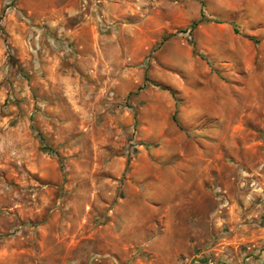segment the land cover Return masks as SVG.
I'll return each mask as SVG.
<instances>
[{"label": "rangeland", "instance_id": "obj_1", "mask_svg": "<svg viewBox=\"0 0 264 264\" xmlns=\"http://www.w3.org/2000/svg\"><path fill=\"white\" fill-rule=\"evenodd\" d=\"M64 1L0 0V264H93L125 228L111 258L158 264L174 224L264 264V0ZM196 147L222 170L194 232L165 215Z\"/></svg>", "mask_w": 264, "mask_h": 264}, {"label": "crops", "instance_id": "obj_2", "mask_svg": "<svg viewBox=\"0 0 264 264\" xmlns=\"http://www.w3.org/2000/svg\"><path fill=\"white\" fill-rule=\"evenodd\" d=\"M86 3H84V2ZM106 3V1L104 0ZM89 1L85 0H65L63 2V6H89ZM93 5L90 6H96V4L91 1ZM204 131V133L202 132ZM199 135H210L209 132L205 130H201L198 132ZM179 154L182 157H185V152L182 148L179 149ZM191 160L189 168L186 169V166H184L182 163L179 165V171L181 173L178 175V184L177 186V192H174V197H177V200H175V203L172 206V212L170 215H165V217L171 218L172 220H179L182 219H188L190 220V226L189 229L194 232H196V227L192 225L191 220L196 218V216L192 215L191 212H186L183 215H180L179 212H183L186 208V204H195L201 203L202 198L205 197L206 193L209 194L210 191V185L213 177L214 171H221L222 166H219L216 161L212 158V154L210 151L201 150L200 147H196L195 153L193 155V158H189ZM193 160V162H192ZM224 167V166H223ZM185 170H188L191 172H194V175L185 173ZM187 174V175H186ZM186 177V178H185ZM220 188V187H219ZM204 195V196H203ZM173 200V201H174ZM188 209V208H186ZM188 211V210H187ZM246 228L243 227V230L241 234H244V230ZM126 228L124 229V235L122 238H119L122 233H111V235L107 239V251L108 253L105 255H101L102 257H108L107 258H96L93 261V264H125L122 261H125V258H121L122 260L116 259L115 257L111 258V255L109 253V250H115L116 246V239H120L121 246H118V248H123L124 250H129L131 244L126 239ZM180 234V231L178 227L174 224L173 226H167L163 229V233L159 237L160 242L157 244V248L155 249L157 252V255L161 258V263L158 264H208V258L205 256V252H202L201 254L194 253L192 255L189 254V247L187 246V243L183 245L180 239H178V235ZM119 235V236H118ZM172 236V243L169 242V236ZM118 237V238H117ZM243 240L245 239V235L243 236ZM106 247V246H105ZM103 249V248H101ZM229 251V248L224 247L222 251ZM100 256V255H99ZM183 256L184 258H181ZM264 257V254H263ZM225 259V260H224ZM223 261L226 264H240L242 262L241 259H236L234 257H230V254H226ZM210 264V263H209Z\"/></svg>", "mask_w": 264, "mask_h": 264}, {"label": "trees", "instance_id": "obj_3", "mask_svg": "<svg viewBox=\"0 0 264 264\" xmlns=\"http://www.w3.org/2000/svg\"><path fill=\"white\" fill-rule=\"evenodd\" d=\"M195 24H196V23H194V25H195ZM171 93L174 94V92H171ZM173 119L176 120V114L174 115ZM41 140L44 141V139H43L42 137H41Z\"/></svg>", "mask_w": 264, "mask_h": 264}]
</instances>
